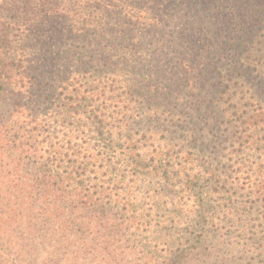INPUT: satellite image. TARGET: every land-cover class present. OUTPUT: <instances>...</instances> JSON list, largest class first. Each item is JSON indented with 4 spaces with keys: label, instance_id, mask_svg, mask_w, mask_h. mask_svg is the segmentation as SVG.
<instances>
[{
    "label": "rangeland",
    "instance_id": "1",
    "mask_svg": "<svg viewBox=\"0 0 264 264\" xmlns=\"http://www.w3.org/2000/svg\"><path fill=\"white\" fill-rule=\"evenodd\" d=\"M141 2L0 0V264H264V29L185 77L100 37Z\"/></svg>",
    "mask_w": 264,
    "mask_h": 264
},
{
    "label": "trees",
    "instance_id": "2",
    "mask_svg": "<svg viewBox=\"0 0 264 264\" xmlns=\"http://www.w3.org/2000/svg\"><path fill=\"white\" fill-rule=\"evenodd\" d=\"M135 10L139 11L138 8ZM140 10L143 16L134 12L122 16L119 12L117 16L111 17L112 20L102 18L101 28L98 29L100 37L104 36L103 31L110 28L119 49H129L142 55L143 45L136 40V36L139 33L150 35L155 41V50H151L153 66L162 69L165 64L173 69L180 65L175 73L180 74L183 69L185 77L190 76L194 68L200 67H203V76L208 70L205 68L206 63L212 60L222 63L228 55L238 52L244 41L249 40L250 34L264 29V0H142ZM122 61L127 62L125 59ZM96 64L106 67V72L110 74L107 68H112V65ZM83 67L88 69V65ZM111 75L116 74L113 72ZM9 77V66L0 57V100ZM110 91L107 87L99 91L93 84L84 85L80 89L79 93L86 101L85 109L97 123L102 122L101 117H106L103 103L108 98L104 93ZM83 172L84 168H77L67 176L66 185L69 190L75 191L70 192L69 206H78L82 198L89 195L83 192L80 197L81 190L76 186L70 189ZM89 196L88 201H91L92 195ZM2 233L0 229V241Z\"/></svg>",
    "mask_w": 264,
    "mask_h": 264
}]
</instances>
